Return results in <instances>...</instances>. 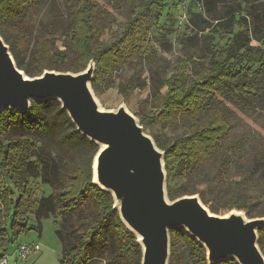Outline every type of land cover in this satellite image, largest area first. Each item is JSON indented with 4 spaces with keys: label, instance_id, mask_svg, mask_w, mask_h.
<instances>
[{
    "label": "trees",
    "instance_id": "16d2710c",
    "mask_svg": "<svg viewBox=\"0 0 264 264\" xmlns=\"http://www.w3.org/2000/svg\"><path fill=\"white\" fill-rule=\"evenodd\" d=\"M29 1L0 0V27H12ZM252 1L194 0L192 7L198 12L192 14L190 23L195 29L211 32L203 40L207 62H199L192 50L183 52L176 59L172 74L157 85L153 96L155 111L138 118L142 126L182 123L184 127L183 134L169 143L163 144L153 138L156 146L165 153L166 192L170 201L181 197L177 193L195 167L214 157L221 161V153L228 156L236 148L222 144L229 130L223 114L224 105L236 94L246 93L242 80L245 66H264V31L258 34L253 30V14L258 15L261 5ZM105 2L77 0L69 5L64 50H59L52 40L37 37L36 67L41 71L47 68L78 73L93 60V88L121 65L135 57H147L151 53L149 33L159 24L168 1L110 0V7L122 11L125 20L119 31L108 41H102L103 22L114 19ZM198 4L202 10L197 9ZM219 6H222V12ZM206 15L212 16V21L207 20ZM0 36L9 46L17 67L27 74L1 31ZM252 41L260 46H253ZM19 42L24 47L16 39V43ZM54 102L57 101H32L28 112L4 109L0 113V250L7 252L20 235L30 230V216L40 234L43 219L76 214L71 226L56 230L62 247L60 264H88L92 251H100L105 245L111 249L110 263L140 264L141 248L119 219L117 210L113 209L111 195L92 183L91 165L98 147L76 131L63 110L60 112L79 139L76 145L87 154L89 152V156L81 163L74 162L69 152L63 150L58 154L56 164L43 160L37 152L38 144L45 145L42 139H45L47 129L45 119L39 116L40 108ZM37 178L51 188V194L36 201L29 180ZM248 207L233 198L232 208L243 211L249 219L254 218ZM169 236L168 264L176 261L178 240L186 244L192 264H207L205 249L185 230L173 229ZM258 246L264 256V225L258 231ZM216 264L236 262L229 259Z\"/></svg>",
    "mask_w": 264,
    "mask_h": 264
},
{
    "label": "rangeland",
    "instance_id": "374dc122",
    "mask_svg": "<svg viewBox=\"0 0 264 264\" xmlns=\"http://www.w3.org/2000/svg\"><path fill=\"white\" fill-rule=\"evenodd\" d=\"M76 1L31 0L24 6L23 14L16 18L12 27H0L3 37L13 47L16 60L27 72V76L35 77L43 72L35 65L37 37L52 40L59 50H64L63 42L69 26L68 6ZM174 1L177 2L168 1L159 24L153 26L149 33L151 53L145 58L135 57L93 86L94 96L104 110H116L124 106L137 120L149 115L155 111L153 96L157 85L172 74L176 59L183 52L192 50L199 62H207L203 40L211 32L208 29H195L190 23L192 14L198 12L192 7L194 0H188V10H183ZM252 2L261 5L258 15L256 12L253 14V30L259 34L264 31V0ZM105 4L114 14V19L103 22L102 41H108L114 32L119 31L125 20L122 11L110 7V0H106ZM219 11H223L222 6H219ZM242 13L245 14L244 11ZM206 18L212 21V16L206 15ZM217 35L218 33L215 34ZM16 39L24 47L20 42L17 44ZM251 44L260 46L255 41ZM243 71L242 80L246 93L236 94L225 103L223 109L229 130L222 144L235 145L236 148L228 156L221 153V161L214 157L195 167L177 196L197 195L210 212L220 216H227L236 210L232 208V200L236 198L240 205L249 206L254 218H261L264 217V66H245ZM40 110L39 116L45 119L47 126L46 137L42 139L45 145L40 143L37 149L41 158L57 164L58 154L64 150L69 152L74 162L81 163L87 159L90 153L87 154L85 149L76 145L79 139L74 135V128L65 115L60 112L59 103H49ZM142 127L147 135L152 139L158 138L163 144L184 132L182 123ZM29 185L36 201L51 194V188L39 178L30 179ZM75 217L76 214H64L45 218L41 222L39 234L35 229V221L30 216V230L20 235L7 251L9 262L14 263L17 245L26 243L30 246L31 253L26 260L18 261L17 264H60L62 247L56 230L61 226H71ZM110 256L111 249L105 245L100 251H92L88 264H112L109 261ZM175 256L176 261L173 264H192L187 246L180 240Z\"/></svg>",
    "mask_w": 264,
    "mask_h": 264
},
{
    "label": "water",
    "instance_id": "95a60500",
    "mask_svg": "<svg viewBox=\"0 0 264 264\" xmlns=\"http://www.w3.org/2000/svg\"><path fill=\"white\" fill-rule=\"evenodd\" d=\"M95 64L78 73L44 70L29 77L20 70L0 36V113L28 112L32 101L56 100L76 131L98 147L92 183L109 193L119 219L141 248L140 264H168L173 229H183L206 252L207 264L235 260L264 264L258 231L264 217L247 218L233 210L216 215L197 195L170 201L166 192L164 151L124 106L104 110L91 88Z\"/></svg>",
    "mask_w": 264,
    "mask_h": 264
},
{
    "label": "built area",
    "instance_id": "2783aa9c",
    "mask_svg": "<svg viewBox=\"0 0 264 264\" xmlns=\"http://www.w3.org/2000/svg\"><path fill=\"white\" fill-rule=\"evenodd\" d=\"M165 1H171V0H165ZM176 1L183 10L186 9L188 0H176ZM197 9L202 10L201 4L197 5ZM30 253H31V249L29 245H27L26 243H19L17 245L14 264H17L18 261L26 260ZM0 264H11L9 262V254L7 252H2L1 250H0Z\"/></svg>",
    "mask_w": 264,
    "mask_h": 264
},
{
    "label": "crops",
    "instance_id": "0c3cea01",
    "mask_svg": "<svg viewBox=\"0 0 264 264\" xmlns=\"http://www.w3.org/2000/svg\"><path fill=\"white\" fill-rule=\"evenodd\" d=\"M39 252V251H38ZM14 264V263H13Z\"/></svg>",
    "mask_w": 264,
    "mask_h": 264
}]
</instances>
